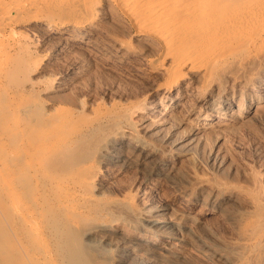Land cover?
Segmentation results:
<instances>
[{"label":"bare ground","instance_id":"1","mask_svg":"<svg viewBox=\"0 0 264 264\" xmlns=\"http://www.w3.org/2000/svg\"><path fill=\"white\" fill-rule=\"evenodd\" d=\"M42 35L84 45L148 88L130 83L129 104L92 111L55 93L57 72L40 89ZM255 105L264 127V0H0V264H188L182 248L264 264L262 171L244 175L211 143L249 126ZM107 166L185 202L138 204L105 184Z\"/></svg>","mask_w":264,"mask_h":264},{"label":"rangeland","instance_id":"2","mask_svg":"<svg viewBox=\"0 0 264 264\" xmlns=\"http://www.w3.org/2000/svg\"><path fill=\"white\" fill-rule=\"evenodd\" d=\"M105 21L107 20H103V23L100 22L99 27H103L102 30H105V25H108L109 23ZM102 30H98V32L96 31V34L94 33L93 38L95 39L98 33L97 39H100H98V44L107 45L108 40L105 36H103L104 34L102 33ZM42 36L39 37L38 45L35 46L36 50H33V55L42 57V60H44L43 63H45V65H43V68L45 67V69H42L41 73L39 74V81L41 83L39 84L40 89H42L43 82L46 81V78H48L52 72L53 75L57 72L55 75L58 74L56 77H59L57 78V82L55 83V93H63L62 95L65 94L70 98L72 97L73 101L75 102L78 99L75 105H78V102L83 99L84 102L86 101L85 103L88 110L90 109L92 111V107H102L103 105L101 104L104 103H106L104 106L107 107H113L112 105H114L115 107H122L124 105H127V103L129 104V101H132V99H134L132 98V95L134 94L131 93L132 90L133 93L134 91H136L134 90V85L135 87L137 86L139 90L142 89L141 92H143L145 88H148L147 85L144 83L142 84L141 81H139L141 83L140 84L137 78L132 79L134 78V76L131 77V73L122 70V68L120 70V68L118 67L111 66L107 61L103 59L101 60V58L96 57L99 54L95 53L94 51L89 52L90 48L88 49V47L86 48L84 45H78L79 47L77 45H67L68 48L66 47V45H64V48V46L55 45L56 43H54V41H47L48 39L44 35ZM58 49H62L65 52ZM93 55L95 56V58ZM96 58L97 60L95 61L94 59ZM104 61L107 64H105ZM71 74L74 76V78L64 80L66 76L70 77ZM62 79L64 80L65 84H62L58 81H62ZM133 82H135V84ZM130 83L133 85L134 89L130 87ZM136 84H140L142 85V87L140 86V88ZM71 101L70 103H73V105H70L69 102L68 104L66 102L63 103L64 100H61L60 102L59 100H56L53 106H64L66 108L69 107L70 109L73 108L74 110L78 106L76 107L74 105V102ZM96 101H98L99 104ZM45 102L47 103V100H45ZM259 114L260 110H257V106H252L249 113L251 122L249 126L239 128V126L237 125L235 126V128H232L230 132H224L220 135L215 134L211 136V143H213L212 145L214 147H217L219 154H221L220 156H223L224 160L227 161L228 164H232L234 167L240 169L244 175L251 174V167L254 166L259 171H262V179H264V127H262V124H260V121L258 120ZM139 117H135V121L138 124L140 123ZM152 119L153 118H149L150 128H153V126L156 124L161 125L159 123H162L164 121L160 116L156 117L155 121H153ZM184 158L185 157H182V159L180 160V169L182 171H186L190 167L187 159L185 158V160ZM106 169L104 171L105 184L108 185V187L113 188L112 190L118 193H120L121 191H125L129 192V194L131 192L130 197L136 195L137 197H134V200L138 204L168 203L179 206L185 202V197H183L181 194H178L171 188L164 186L163 183L152 181L154 182L153 184L152 182H150V184H147L146 182H144L143 175L141 173H138L136 170L122 172L119 168L108 166L106 167ZM197 170L198 174L200 175H209L210 173V171L202 165H198ZM199 209V206H196L194 208V214H196ZM196 215L201 217L202 220L208 221L210 230L216 233L220 232V225L213 220V217L202 215L201 213ZM7 233H9V231H7ZM182 250L183 254L186 255L187 263L189 262L188 264H213L205 257H203L198 251L192 248H182ZM89 254L94 258L99 257V253L97 252Z\"/></svg>","mask_w":264,"mask_h":264}]
</instances>
